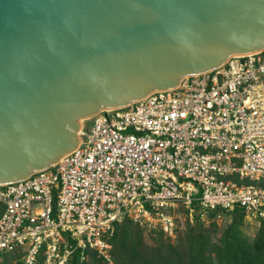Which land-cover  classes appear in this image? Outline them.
I'll use <instances>...</instances> for the list:
<instances>
[{
    "label": "built area",
    "instance_id": "1",
    "mask_svg": "<svg viewBox=\"0 0 264 264\" xmlns=\"http://www.w3.org/2000/svg\"><path fill=\"white\" fill-rule=\"evenodd\" d=\"M84 120L73 149L0 183L12 264H68L86 250L110 263L114 222L172 235L176 207L206 223L207 210L237 206L264 224V48Z\"/></svg>",
    "mask_w": 264,
    "mask_h": 264
},
{
    "label": "water",
    "instance_id": "2",
    "mask_svg": "<svg viewBox=\"0 0 264 264\" xmlns=\"http://www.w3.org/2000/svg\"><path fill=\"white\" fill-rule=\"evenodd\" d=\"M264 48V0H0V183L45 168L82 120Z\"/></svg>",
    "mask_w": 264,
    "mask_h": 264
},
{
    "label": "trees",
    "instance_id": "3",
    "mask_svg": "<svg viewBox=\"0 0 264 264\" xmlns=\"http://www.w3.org/2000/svg\"><path fill=\"white\" fill-rule=\"evenodd\" d=\"M257 184L264 187V182ZM214 210H207V222L194 218L186 224L171 242L162 231L151 226L152 242L146 243L143 226L123 218L113 223L110 257L113 264H264V224L260 220L254 233L246 235L241 225L244 215L241 208L220 209V215L230 218L218 229ZM246 220V219H245ZM86 258L79 260L74 252L68 264H108L93 250L85 251Z\"/></svg>",
    "mask_w": 264,
    "mask_h": 264
},
{
    "label": "rangeland",
    "instance_id": "4",
    "mask_svg": "<svg viewBox=\"0 0 264 264\" xmlns=\"http://www.w3.org/2000/svg\"><path fill=\"white\" fill-rule=\"evenodd\" d=\"M82 121H85V120L83 119ZM172 214L175 219V229L172 235H165V234L164 235L168 238L169 241L174 242L177 238L176 236L178 235V233L182 231V229L185 227L187 223L193 224L194 219L189 221L187 215L185 214V211H183L180 207H176L173 210ZM229 218H230V214H224L214 219L218 225V229L212 238L216 239L215 237H217L216 235L219 234L220 228L223 226L225 222L229 220ZM256 223H257L256 221H248L244 219L243 224L241 225V228L246 235L251 236L257 227ZM142 229H143L144 241L146 243H151L152 242L151 236L153 235V233L149 230L150 227H142ZM13 252L14 251H7V252L0 253V264H12V258L14 257V253H15ZM107 263L113 264L112 260L110 263L109 262Z\"/></svg>",
    "mask_w": 264,
    "mask_h": 264
}]
</instances>
